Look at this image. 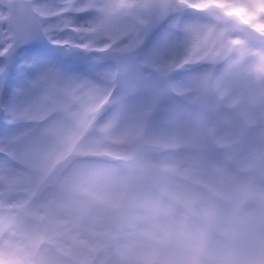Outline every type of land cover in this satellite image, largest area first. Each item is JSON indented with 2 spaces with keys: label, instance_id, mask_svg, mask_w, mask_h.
I'll use <instances>...</instances> for the list:
<instances>
[{
  "label": "rangeland",
  "instance_id": "1",
  "mask_svg": "<svg viewBox=\"0 0 264 264\" xmlns=\"http://www.w3.org/2000/svg\"><path fill=\"white\" fill-rule=\"evenodd\" d=\"M32 1L47 47L24 50L18 70L0 74L11 83V117L35 120L16 133L0 124V152L13 150L31 167L14 169L0 154V203L9 211H0V264H30L38 248L43 264H122L139 244L127 228L130 248L117 246L123 227L110 224L125 210L140 208L144 236L190 197L207 207L214 191L224 220L247 200L243 262L264 264V0H180L154 34L146 0ZM5 16L0 8L2 53L13 37ZM178 67L184 73L174 74ZM106 101L114 106L94 126ZM208 133L217 146L205 142ZM37 140L55 149L53 161L35 153ZM72 150L109 152L115 164L77 162L39 200L19 194Z\"/></svg>",
  "mask_w": 264,
  "mask_h": 264
},
{
  "label": "clouds",
  "instance_id": "2",
  "mask_svg": "<svg viewBox=\"0 0 264 264\" xmlns=\"http://www.w3.org/2000/svg\"><path fill=\"white\" fill-rule=\"evenodd\" d=\"M219 201L214 191L207 207L195 197L173 206L159 218L163 227L139 237L122 264H244L241 239L249 229L247 200L238 201L226 220L218 214Z\"/></svg>",
  "mask_w": 264,
  "mask_h": 264
},
{
  "label": "water",
  "instance_id": "3",
  "mask_svg": "<svg viewBox=\"0 0 264 264\" xmlns=\"http://www.w3.org/2000/svg\"><path fill=\"white\" fill-rule=\"evenodd\" d=\"M10 10V16L7 18L8 22L15 31L16 47L12 53L10 59L14 57L16 52L22 48L19 41L20 37H28L34 43H38L42 40L40 36V26L35 18V12L31 10L29 2L23 1H3ZM177 0H149V18H150V30L154 31L161 24H163L170 16L171 8ZM25 47V46H24ZM207 141H212V135L207 137ZM80 154H72L66 158V160L59 165L54 172L48 176V178L41 184L40 190L37 196H40L47 188L54 186L57 183V176L66 170L70 164ZM83 156V155H82ZM81 156V157H82ZM39 259L35 260L34 264H38Z\"/></svg>",
  "mask_w": 264,
  "mask_h": 264
},
{
  "label": "bare ground",
  "instance_id": "4",
  "mask_svg": "<svg viewBox=\"0 0 264 264\" xmlns=\"http://www.w3.org/2000/svg\"><path fill=\"white\" fill-rule=\"evenodd\" d=\"M236 23H237V21H236ZM52 67H54L53 64H52ZM19 131H22V128H18L17 132H19ZM33 141H34V139H33ZM36 142L37 143L35 144V149H36L35 153L38 154L39 157H41L42 162H44L46 164L47 162L53 161V159L55 157V154H54L55 149L53 147L45 144L43 141H40V140L38 141L37 140ZM22 149L25 150V151H23V154L26 157H29L32 154H34V152L32 153V151L29 149L28 145L22 147ZM94 180L97 181V179H94ZM122 194H123V192H122ZM112 196H113L114 199L121 198V194L119 192H117L115 194H112ZM120 201H121V199H120ZM140 207H142V204H141ZM139 210H140V208L133 210V213H132L133 215L130 214V211L126 212V210H125V216L123 218H121L118 221H115L114 223L110 224L111 227H114L117 230L119 229V226L123 227L122 230L119 229L120 233H118V234H120L121 236L119 235L120 242L117 244V246L121 247L124 251H127L130 247L124 246V243L125 242L127 243L129 241L128 240L127 241L124 240L125 235H126V237H128V235H127L128 232L124 234L123 230H126L127 228L134 229L135 234L137 236V238H136L137 242H140L138 238L143 236V234H144L143 229L145 228V225H146L147 222H146L145 218L141 217V215L139 214ZM83 211H87V209H84ZM121 240L123 241V244H122V246H119V244L121 243Z\"/></svg>",
  "mask_w": 264,
  "mask_h": 264
},
{
  "label": "snow or ice",
  "instance_id": "5",
  "mask_svg": "<svg viewBox=\"0 0 264 264\" xmlns=\"http://www.w3.org/2000/svg\"><path fill=\"white\" fill-rule=\"evenodd\" d=\"M16 39H17L16 37H10V41H13V40H16ZM19 41H20L22 47H24V46H29V48H34L35 47V43L28 37H20ZM12 47L13 48L16 47V44L13 43ZM9 51H11V49H9ZM6 71H7L6 67L5 68H0V74H4ZM3 84H4V81L0 80V87H3ZM22 93H23V89H16L15 90V94L16 95H20Z\"/></svg>",
  "mask_w": 264,
  "mask_h": 264
}]
</instances>
